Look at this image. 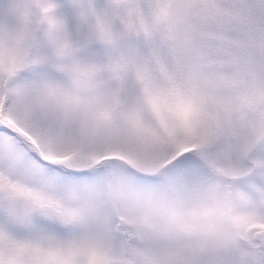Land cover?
<instances>
[{
  "label": "snow or ice",
  "instance_id": "obj_1",
  "mask_svg": "<svg viewBox=\"0 0 264 264\" xmlns=\"http://www.w3.org/2000/svg\"><path fill=\"white\" fill-rule=\"evenodd\" d=\"M0 264H264V0H0Z\"/></svg>",
  "mask_w": 264,
  "mask_h": 264
}]
</instances>
